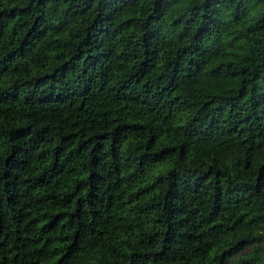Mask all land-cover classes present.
<instances>
[{"label": "trees", "instance_id": "obj_1", "mask_svg": "<svg viewBox=\"0 0 264 264\" xmlns=\"http://www.w3.org/2000/svg\"><path fill=\"white\" fill-rule=\"evenodd\" d=\"M0 264H264V0H0Z\"/></svg>", "mask_w": 264, "mask_h": 264}]
</instances>
